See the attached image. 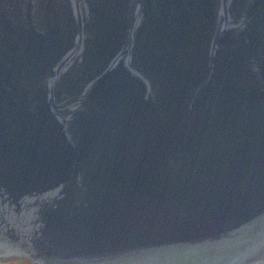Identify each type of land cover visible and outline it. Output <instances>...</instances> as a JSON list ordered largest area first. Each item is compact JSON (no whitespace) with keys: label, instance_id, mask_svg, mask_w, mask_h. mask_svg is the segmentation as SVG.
I'll use <instances>...</instances> for the list:
<instances>
[{"label":"water","instance_id":"water-1","mask_svg":"<svg viewBox=\"0 0 264 264\" xmlns=\"http://www.w3.org/2000/svg\"><path fill=\"white\" fill-rule=\"evenodd\" d=\"M0 263L264 264V0H0Z\"/></svg>","mask_w":264,"mask_h":264},{"label":"rangeland","instance_id":"rangeland-1","mask_svg":"<svg viewBox=\"0 0 264 264\" xmlns=\"http://www.w3.org/2000/svg\"><path fill=\"white\" fill-rule=\"evenodd\" d=\"M0 264H7V263H0Z\"/></svg>","mask_w":264,"mask_h":264}]
</instances>
